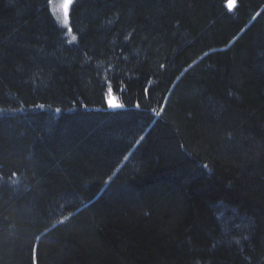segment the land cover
<instances>
[{"label":"trees","instance_id":"16d2710c","mask_svg":"<svg viewBox=\"0 0 264 264\" xmlns=\"http://www.w3.org/2000/svg\"><path fill=\"white\" fill-rule=\"evenodd\" d=\"M51 2L0 0V264H264V0Z\"/></svg>","mask_w":264,"mask_h":264},{"label":"rangeland","instance_id":"374dc122","mask_svg":"<svg viewBox=\"0 0 264 264\" xmlns=\"http://www.w3.org/2000/svg\"><path fill=\"white\" fill-rule=\"evenodd\" d=\"M73 2L74 0H71V3L68 4L66 11L63 6L68 3V0H52L51 2V8L56 18L63 26L68 28H69V13ZM235 3L236 1L231 2L230 7H233ZM112 104L119 105L115 97L110 92L108 95V106L113 107L111 106Z\"/></svg>","mask_w":264,"mask_h":264},{"label":"snow or ice","instance_id":"6c2138e0","mask_svg":"<svg viewBox=\"0 0 264 264\" xmlns=\"http://www.w3.org/2000/svg\"><path fill=\"white\" fill-rule=\"evenodd\" d=\"M70 3H71V0H68V3L63 6L65 8V11H66V9L68 7V4H70ZM111 106L118 107L119 105L112 104Z\"/></svg>","mask_w":264,"mask_h":264}]
</instances>
